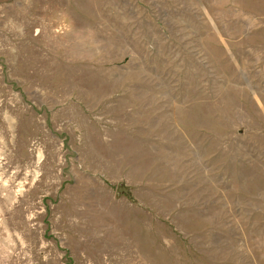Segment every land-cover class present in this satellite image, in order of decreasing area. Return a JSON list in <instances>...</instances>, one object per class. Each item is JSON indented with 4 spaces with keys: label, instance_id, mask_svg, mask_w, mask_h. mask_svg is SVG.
Segmentation results:
<instances>
[{
    "label": "rangeland",
    "instance_id": "1",
    "mask_svg": "<svg viewBox=\"0 0 264 264\" xmlns=\"http://www.w3.org/2000/svg\"><path fill=\"white\" fill-rule=\"evenodd\" d=\"M0 264H264V0H0Z\"/></svg>",
    "mask_w": 264,
    "mask_h": 264
},
{
    "label": "water",
    "instance_id": "2",
    "mask_svg": "<svg viewBox=\"0 0 264 264\" xmlns=\"http://www.w3.org/2000/svg\"><path fill=\"white\" fill-rule=\"evenodd\" d=\"M117 193L127 194L128 191H127V188H125V187H118Z\"/></svg>",
    "mask_w": 264,
    "mask_h": 264
}]
</instances>
